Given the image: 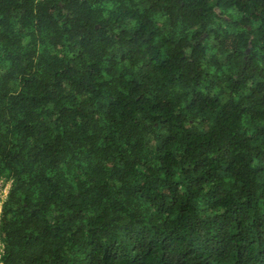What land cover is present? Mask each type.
<instances>
[{"label":"trees","instance_id":"obj_1","mask_svg":"<svg viewBox=\"0 0 264 264\" xmlns=\"http://www.w3.org/2000/svg\"><path fill=\"white\" fill-rule=\"evenodd\" d=\"M5 188L0 264H264V0H0Z\"/></svg>","mask_w":264,"mask_h":264},{"label":"built area","instance_id":"obj_2","mask_svg":"<svg viewBox=\"0 0 264 264\" xmlns=\"http://www.w3.org/2000/svg\"><path fill=\"white\" fill-rule=\"evenodd\" d=\"M6 193H7V188L3 189V190L0 192V200H1L2 198H4V196L6 195ZM0 205H1V203H0Z\"/></svg>","mask_w":264,"mask_h":264},{"label":"water","instance_id":"obj_3","mask_svg":"<svg viewBox=\"0 0 264 264\" xmlns=\"http://www.w3.org/2000/svg\"><path fill=\"white\" fill-rule=\"evenodd\" d=\"M218 11V10H217ZM247 52H248V50H247Z\"/></svg>","mask_w":264,"mask_h":264}]
</instances>
